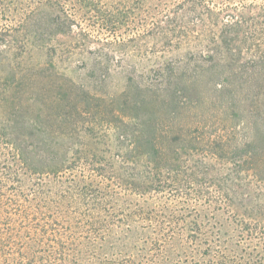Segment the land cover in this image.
<instances>
[{"label": "rangeland", "instance_id": "374dc122", "mask_svg": "<svg viewBox=\"0 0 264 264\" xmlns=\"http://www.w3.org/2000/svg\"><path fill=\"white\" fill-rule=\"evenodd\" d=\"M193 3L197 13H203L201 21L189 15L166 24L172 7L179 10ZM227 7L252 22L244 23L241 37L253 32L264 51V0H0V127L15 128L25 149L22 158L0 174V222L6 220L5 232L28 243L27 258L37 264L143 263L157 238L152 211H162L198 215L207 224L210 243L230 259L264 264V180L246 170L240 153L225 146L220 156L203 145L175 144L169 153L181 149V168L195 166L193 184L184 173L181 194L141 196L122 182L151 185L155 177L171 179L168 166L157 172L151 150L139 153L131 139L122 143L112 118L100 121L104 117L97 114L102 111L98 103L89 101L86 108L87 94L112 100L116 113L134 123L126 117L135 113L131 101L185 95L189 102L182 111L190 113L198 111V99L214 98L213 115L228 117L229 129L247 109L264 114V79L250 67L260 43L234 66L249 67L243 78L218 65L225 56L214 49L219 30L212 26L209 10ZM208 50L217 54L210 63L212 78L176 79L170 72L167 77L156 73L185 51ZM129 86L128 98H121ZM56 96L77 98L75 103L88 113L78 115L77 131L68 123L60 133L58 126L45 121L43 111ZM220 129L211 127L197 137H215ZM63 159L79 166L37 176L20 163ZM197 190L213 194L214 200L194 198ZM246 193L252 198L241 204ZM228 195L235 202L230 203ZM186 243L178 239L172 249L193 246Z\"/></svg>", "mask_w": 264, "mask_h": 264}, {"label": "trees", "instance_id": "16d2710c", "mask_svg": "<svg viewBox=\"0 0 264 264\" xmlns=\"http://www.w3.org/2000/svg\"><path fill=\"white\" fill-rule=\"evenodd\" d=\"M195 8V3L190 7L182 6L179 10H174V7H172L166 16V24L169 26L171 21L173 22L177 18H186L189 15H192V17L196 16L197 19L201 17V21L203 13H197ZM209 11L214 16L212 26L219 30V33L216 35L219 42L215 45L214 49H219L225 57H220L219 60L217 58L214 59L217 54L215 55L214 52H210L209 50L200 54L193 51H185L178 61H169L167 66L164 65L159 68L156 73H159L161 77H167L170 72L172 75H176V79L212 78L213 75L209 72L210 68H212L210 63L216 62V60L218 65H223L222 67L233 70V75L236 78L241 79L248 73L247 69L249 67L246 64L242 65L243 71H241L242 69L239 66L235 68L234 66L239 64L243 59L245 52L251 51L254 49L253 46H256V43H260L257 41V37L253 32L245 33L241 37L240 30L244 26V23L247 24L251 21L243 18L239 14H233L229 7L222 9L211 8ZM59 30L61 29L57 31ZM1 35L3 36L2 32H0V37ZM247 44H249L248 47ZM250 67L252 69L251 72L258 73L260 78L264 79V51H261V43L257 49V53L252 57V65ZM227 69H224L222 72H227ZM218 77L222 78V74L218 75ZM128 79H132V77ZM189 84L192 83H187L186 86ZM218 85L217 83L215 87ZM128 90H131L130 86L126 88L121 98H128L126 96ZM85 96L86 103L94 101L98 103L99 108H102V111H98L97 113L104 117L100 121L109 122L105 119L108 116L112 118L111 124L114 123L121 130L119 140L122 143L131 139L135 149L139 153L147 154L148 150H151L154 155L153 164L157 172L161 167L168 166L167 168L172 174V176L170 175L171 179L163 181L155 177V181L151 185L140 184L136 180L132 183L128 181L122 182L127 187L132 185V190L138 192L136 194L143 196L148 192L156 194L172 192L171 194L179 195L181 194L179 183L182 174L184 176L186 174L187 178L185 179L190 185L193 184L192 181L195 179L193 177L194 172H191V169L195 166H188V164L184 163L185 168H181L182 165H180L181 162L178 159L181 149L175 148L172 151L173 153H169V149L175 146V144L184 145L195 143L197 145H203L208 147L212 154L217 155H220L221 149L227 146L233 153L241 154L247 171H252L257 177L264 180V145L260 144V139L262 138L264 140V114L262 113L247 109L243 112L244 115L237 121V124L235 123L229 129L226 127L227 121L229 120L228 117H224L223 113L221 115L218 114L219 116L213 115L214 98L207 97L198 99L194 102V107L198 108V111L196 110V113H190L189 110H186V112L182 111L186 106L185 104L189 102L184 97L185 95L174 97V99L163 95L144 98L142 101H131L129 108L135 113L126 115V117L134 119V123H126L125 119L118 112L116 113L115 107L110 104V101L115 104L112 100L96 98L88 94ZM76 99H66L62 96L52 98L49 105L45 107L46 111H43L44 117H47L45 121L50 120L51 123L58 126L59 129L57 131H61L60 133H63L68 123H70L69 125L73 128V131H77L75 125L78 126V115L85 116L88 113H84V108H81L79 103H75ZM64 101L66 102L63 103ZM221 102L224 103L225 100ZM172 106L174 107L173 109L171 108ZM87 107L89 108V103L86 105ZM169 107L172 110H168ZM143 109H146L145 113L140 114L139 112ZM11 115L13 116V114ZM9 119L10 121L14 120L13 117ZM183 122L186 123L183 125ZM215 126L221 128L217 131L218 135L215 137H197V134H202L207 129ZM130 127L134 128V130H131ZM224 132H227V136L222 134ZM15 133V128L6 129L0 127V174L6 172L9 166L15 165L18 162L17 160L23 156L25 149L17 141ZM237 138H240L239 143ZM20 163L24 166L26 165L27 170L37 176L58 175L66 172L70 168L79 166L74 160L64 159ZM99 174L106 176L101 173ZM193 196L196 199L214 200L213 194L201 190L195 191ZM251 198L249 193H246V197L243 199L245 201L241 202V204L247 203ZM228 199L230 203L235 202L233 196L228 195ZM244 209L247 210V208ZM152 213L151 220L155 223L154 229L157 238L151 243L150 250L146 258H144L145 262H136L133 259L131 262L129 260L121 261L120 264H127L129 262L130 264H172L174 262L175 264H240L230 259L220 246L210 243L206 228L207 224L198 215H194L191 212L164 214L162 211H152ZM188 218L191 220L190 225L185 224ZM1 222L0 264H37L34 259L32 261L25 255V251L28 250V243H24L16 234L13 235L11 232H5L8 230L5 227V222L7 221L3 220ZM178 239L182 244L188 241L186 244L191 242L193 246L189 245V247H185V245L179 244V247L174 251L172 249L174 246L171 243Z\"/></svg>", "mask_w": 264, "mask_h": 264}]
</instances>
